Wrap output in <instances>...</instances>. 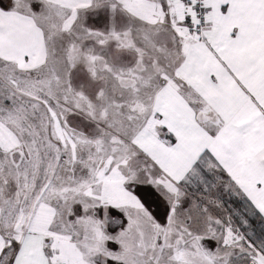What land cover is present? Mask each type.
Returning a JSON list of instances; mask_svg holds the SVG:
<instances>
[{"label":"snow or ice","instance_id":"obj_1","mask_svg":"<svg viewBox=\"0 0 264 264\" xmlns=\"http://www.w3.org/2000/svg\"><path fill=\"white\" fill-rule=\"evenodd\" d=\"M0 264H264V0H0Z\"/></svg>","mask_w":264,"mask_h":264}]
</instances>
